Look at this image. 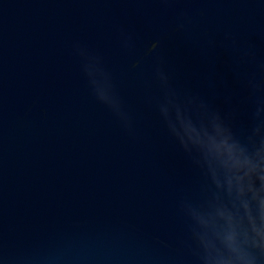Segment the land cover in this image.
Masks as SVG:
<instances>
[{
    "label": "water",
    "instance_id": "water-1",
    "mask_svg": "<svg viewBox=\"0 0 264 264\" xmlns=\"http://www.w3.org/2000/svg\"><path fill=\"white\" fill-rule=\"evenodd\" d=\"M264 264V0H0V264Z\"/></svg>",
    "mask_w": 264,
    "mask_h": 264
},
{
    "label": "clouds",
    "instance_id": "clouds-1",
    "mask_svg": "<svg viewBox=\"0 0 264 264\" xmlns=\"http://www.w3.org/2000/svg\"><path fill=\"white\" fill-rule=\"evenodd\" d=\"M259 258L257 256H251L246 260V264H258Z\"/></svg>",
    "mask_w": 264,
    "mask_h": 264
}]
</instances>
